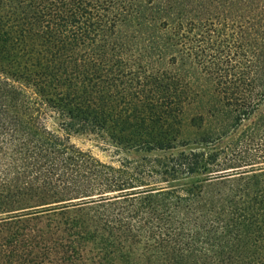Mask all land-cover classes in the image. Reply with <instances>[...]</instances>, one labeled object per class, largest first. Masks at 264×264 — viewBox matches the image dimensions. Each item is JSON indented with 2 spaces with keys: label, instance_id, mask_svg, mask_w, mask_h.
Segmentation results:
<instances>
[{
  "label": "trees",
  "instance_id": "1",
  "mask_svg": "<svg viewBox=\"0 0 264 264\" xmlns=\"http://www.w3.org/2000/svg\"><path fill=\"white\" fill-rule=\"evenodd\" d=\"M192 11L0 0V264H264V37L239 57L211 53L208 13ZM203 83L232 123L185 137ZM64 128L178 151L115 168Z\"/></svg>",
  "mask_w": 264,
  "mask_h": 264
},
{
  "label": "rangeland",
  "instance_id": "2",
  "mask_svg": "<svg viewBox=\"0 0 264 264\" xmlns=\"http://www.w3.org/2000/svg\"><path fill=\"white\" fill-rule=\"evenodd\" d=\"M202 8L208 13L205 16L208 18L206 31L211 53L218 50L222 51L224 55L229 54L231 58L239 57L241 54L239 48L244 42H248L251 46H255L258 41L263 42L260 36L264 37V0H192V14L195 15V19L200 16ZM153 12L154 9L151 13ZM245 16H248L247 23L244 20ZM203 85L204 91L209 92L204 93L199 105L187 111L183 123L185 137H191L196 133L198 126H202L203 131H208L209 128H216L219 131L230 129L232 114L217 103L212 94L211 85L207 83H203ZM208 110L215 112L214 117L211 118L208 115ZM194 116L196 118L191 122L190 119ZM197 116H201L202 121ZM46 117V124L50 130L59 128V122L54 116L50 117V114L47 113ZM245 124L248 122L244 123L240 129ZM60 132L75 148L89 154L99 162L115 168L123 166L130 171L157 167L162 157L178 151L162 153L131 151L116 146L102 134L88 130L75 132L64 128Z\"/></svg>",
  "mask_w": 264,
  "mask_h": 264
}]
</instances>
